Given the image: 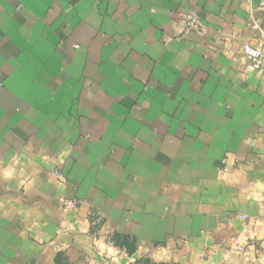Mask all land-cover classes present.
I'll use <instances>...</instances> for the list:
<instances>
[{"label": "crops", "instance_id": "obj_1", "mask_svg": "<svg viewBox=\"0 0 264 264\" xmlns=\"http://www.w3.org/2000/svg\"><path fill=\"white\" fill-rule=\"evenodd\" d=\"M257 3L0 0V264H264Z\"/></svg>", "mask_w": 264, "mask_h": 264}, {"label": "built area", "instance_id": "obj_2", "mask_svg": "<svg viewBox=\"0 0 264 264\" xmlns=\"http://www.w3.org/2000/svg\"><path fill=\"white\" fill-rule=\"evenodd\" d=\"M256 9L264 12V0H258L256 5ZM180 18L184 21V28L186 31L196 29L198 27V20L193 13H179ZM242 52L243 54L249 59L250 64L255 69L261 70V62L264 57V34H261V40L257 44H250V43H243L242 44ZM52 176L60 183L66 182L65 174L59 170L54 169L52 170ZM79 205V200L69 198V197H62L60 206L62 213H67L76 209ZM242 218L246 219V216H242ZM248 228L247 233L250 234L248 236L249 240H252V220L247 218Z\"/></svg>", "mask_w": 264, "mask_h": 264}, {"label": "clouds", "instance_id": "obj_3", "mask_svg": "<svg viewBox=\"0 0 264 264\" xmlns=\"http://www.w3.org/2000/svg\"><path fill=\"white\" fill-rule=\"evenodd\" d=\"M22 159L23 157L11 155L7 161H0V178L12 179ZM251 196L256 200H264V182H255Z\"/></svg>", "mask_w": 264, "mask_h": 264}, {"label": "rangeland", "instance_id": "obj_4", "mask_svg": "<svg viewBox=\"0 0 264 264\" xmlns=\"http://www.w3.org/2000/svg\"><path fill=\"white\" fill-rule=\"evenodd\" d=\"M248 236H250V234H248ZM183 262V260L172 256L170 253L154 249V251L146 252L145 255L141 256L139 259H133L121 264H184Z\"/></svg>", "mask_w": 264, "mask_h": 264}]
</instances>
